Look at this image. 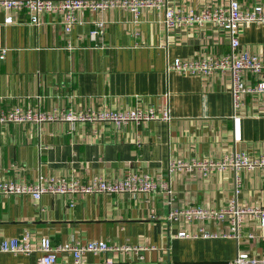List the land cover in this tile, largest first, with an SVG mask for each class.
I'll use <instances>...</instances> for the list:
<instances>
[{
	"label": "crops",
	"instance_id": "crops-1",
	"mask_svg": "<svg viewBox=\"0 0 264 264\" xmlns=\"http://www.w3.org/2000/svg\"><path fill=\"white\" fill-rule=\"evenodd\" d=\"M179 7L227 4L229 0H172ZM244 9L264 0H239ZM14 21L5 23L7 16ZM81 23L66 35L61 17L45 13L40 25L26 8L0 6V109L125 110L169 106L172 119L129 122L47 121L0 124V181L36 183L64 176L82 182L131 172L170 180L174 198L164 192L129 194H0V244L30 234V254L0 251V264H38L40 240L55 245L105 240L115 247L141 248L88 253L85 264H235L246 252L264 264V219L247 213L239 238L224 236L230 221L216 217L172 219L174 211L195 207L220 210L232 198L241 207L264 209V168H176L172 162L221 159L233 152L264 153V93L247 95L234 107L229 73L182 74L168 70L176 58L217 55L229 50L223 31L195 24L168 31L164 11L142 10L138 23L121 8L82 10ZM98 40L91 31L98 22ZM241 46L264 58V24L242 27ZM72 48L68 47V44ZM247 83L258 76L245 74ZM236 176L240 188L236 193ZM220 236L206 238L203 231ZM186 231L198 237H179ZM250 235H253L250 237ZM60 264L72 255L59 252Z\"/></svg>",
	"mask_w": 264,
	"mask_h": 264
},
{
	"label": "built area",
	"instance_id": "built-area-1",
	"mask_svg": "<svg viewBox=\"0 0 264 264\" xmlns=\"http://www.w3.org/2000/svg\"><path fill=\"white\" fill-rule=\"evenodd\" d=\"M0 6L7 10L26 8L30 14V21L34 25H40L41 16L45 13L56 14L61 17L66 35H70L75 25L81 23L79 13L82 10L106 11L110 8H121L134 15V21L139 22L142 10L153 8L164 11V23L168 31L183 26L199 25L205 27L211 25L223 31L229 41V50L217 55H204L197 58H176L168 64V70H174L182 74L212 75L214 73H229L230 90L234 107L241 105L247 95H259L264 93V58L240 48V34L242 27L249 23L264 24V7L256 4L249 9H244L239 0H229L227 4L203 5L200 8L194 6L179 7L172 0H0ZM14 17L9 15L5 23H12ZM104 22L98 25L90 33L91 38L98 40L104 30ZM1 29V24H0ZM69 48H72L70 43ZM6 50L3 49L0 58L3 59ZM252 73L258 76L255 83H247L245 74ZM172 119L169 106L161 111L156 107H134L125 110L102 109L99 111H74L55 110L45 112L40 109L16 106L11 109H0V124L4 123H43L47 121L64 120L76 121H103L114 122L118 126L129 122L142 123L152 120ZM198 166L205 172L211 169L231 168L237 171L241 168H264V153L250 155L247 152H233L226 154L221 159H205L193 163L172 162L169 167L171 174L176 168ZM240 178L236 176V193L240 188ZM167 193L172 201L174 198L170 180L159 179L148 173L131 172L123 178L107 180L95 176L89 181L82 182L75 178L64 176L43 178L36 183H17L15 181H0V194H30L35 200H40L44 193L54 194H81V193H108L129 194L137 196L141 193ZM247 213L261 214L264 219V209L241 207L236 198H232L225 208L220 210L195 207L185 211H174L170 217L178 219L180 215L187 218L216 217L221 221L228 219L231 231L224 236L239 238V231L243 217ZM179 237H198V234H190L182 231ZM201 236L215 238L220 236L204 230ZM253 235H250L252 237ZM42 252L38 264H60L59 252H66L73 257L71 264H85V255L88 253H103L111 250L134 251L139 259L143 258L141 248L132 245L115 247L105 240H89L86 242H66L55 245L51 238L43 237L38 248ZM34 248L30 243V234L25 233L20 238L5 239L0 244V251L19 254L32 253ZM258 261L249 257L246 252L239 253L235 264H257Z\"/></svg>",
	"mask_w": 264,
	"mask_h": 264
}]
</instances>
